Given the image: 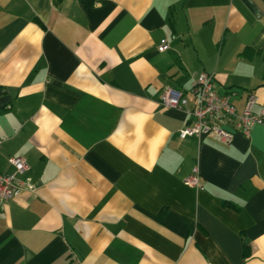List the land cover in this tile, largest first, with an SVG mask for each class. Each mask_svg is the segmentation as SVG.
Segmentation results:
<instances>
[{
  "label": "crops",
  "instance_id": "obj_1",
  "mask_svg": "<svg viewBox=\"0 0 264 264\" xmlns=\"http://www.w3.org/2000/svg\"><path fill=\"white\" fill-rule=\"evenodd\" d=\"M201 72L264 107V0H0V172L36 186L0 201V264H264V124L182 139L158 103Z\"/></svg>",
  "mask_w": 264,
  "mask_h": 264
},
{
  "label": "built area",
  "instance_id": "obj_2",
  "mask_svg": "<svg viewBox=\"0 0 264 264\" xmlns=\"http://www.w3.org/2000/svg\"><path fill=\"white\" fill-rule=\"evenodd\" d=\"M168 48L167 38L160 39L157 50L162 52ZM191 93L193 100L189 105L182 91L166 87L161 91L158 102L163 108L185 110L189 120L178 130L182 139L187 136H212L228 143L235 132L248 135L253 125L264 124V107L257 112L253 111L256 103L254 94L247 95L243 109L238 112L232 102V93L220 94L216 91L213 73H199L192 83ZM7 161L13 169L7 173L0 172V201L13 199L24 190L34 192L36 186L27 173L29 166L26 160L20 156H11ZM184 182L196 189L203 188L197 166H193Z\"/></svg>",
  "mask_w": 264,
  "mask_h": 264
},
{
  "label": "water",
  "instance_id": "obj_3",
  "mask_svg": "<svg viewBox=\"0 0 264 264\" xmlns=\"http://www.w3.org/2000/svg\"><path fill=\"white\" fill-rule=\"evenodd\" d=\"M15 95V90L7 88L6 90L0 89V107L6 105L10 99Z\"/></svg>",
  "mask_w": 264,
  "mask_h": 264
},
{
  "label": "rangeland",
  "instance_id": "obj_4",
  "mask_svg": "<svg viewBox=\"0 0 264 264\" xmlns=\"http://www.w3.org/2000/svg\"><path fill=\"white\" fill-rule=\"evenodd\" d=\"M177 40V39H176Z\"/></svg>",
  "mask_w": 264,
  "mask_h": 264
},
{
  "label": "trees",
  "instance_id": "obj_5",
  "mask_svg": "<svg viewBox=\"0 0 264 264\" xmlns=\"http://www.w3.org/2000/svg\"><path fill=\"white\" fill-rule=\"evenodd\" d=\"M1 88V87H0Z\"/></svg>",
  "mask_w": 264,
  "mask_h": 264
}]
</instances>
